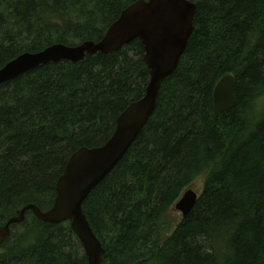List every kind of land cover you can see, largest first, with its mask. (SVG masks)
Segmentation results:
<instances>
[{
    "label": "trees",
    "instance_id": "obj_1",
    "mask_svg": "<svg viewBox=\"0 0 264 264\" xmlns=\"http://www.w3.org/2000/svg\"><path fill=\"white\" fill-rule=\"evenodd\" d=\"M136 0H0V69L52 45L99 42ZM193 30L153 114L83 204L102 264H264V0H188ZM138 41L80 63H49L0 86V226L49 210L70 157L102 146L149 82ZM235 80L233 109L213 91ZM203 177L192 211L169 214ZM0 264H87L69 223L26 213Z\"/></svg>",
    "mask_w": 264,
    "mask_h": 264
},
{
    "label": "water",
    "instance_id": "obj_2",
    "mask_svg": "<svg viewBox=\"0 0 264 264\" xmlns=\"http://www.w3.org/2000/svg\"><path fill=\"white\" fill-rule=\"evenodd\" d=\"M196 6L188 0H136L126 7L107 29L99 42L85 41L69 47L52 45L38 53H23L0 69V86L39 66L62 61L80 63L87 55L111 54L134 41L143 47V62L149 72L144 96L131 103L116 120L112 136L100 147L82 148L68 160L57 181L52 207L42 212L26 205L0 226V245L10 236L11 227L22 224L26 213L46 224L69 223L82 246L87 264H102L104 249L94 235L83 204L91 191L111 173L130 149L153 114L162 83L178 67L193 30ZM235 80L224 76L213 91L217 113L233 109ZM198 194L189 189L175 204V211L185 218L194 208Z\"/></svg>",
    "mask_w": 264,
    "mask_h": 264
},
{
    "label": "rangeland",
    "instance_id": "obj_3",
    "mask_svg": "<svg viewBox=\"0 0 264 264\" xmlns=\"http://www.w3.org/2000/svg\"><path fill=\"white\" fill-rule=\"evenodd\" d=\"M257 110L261 113H263L264 111V95L258 101ZM203 181H204L203 177L198 178L190 189L199 195L203 187ZM168 218L172 223L177 224L181 220V214L175 211V209H173L170 212Z\"/></svg>",
    "mask_w": 264,
    "mask_h": 264
},
{
    "label": "bare ground",
    "instance_id": "obj_4",
    "mask_svg": "<svg viewBox=\"0 0 264 264\" xmlns=\"http://www.w3.org/2000/svg\"><path fill=\"white\" fill-rule=\"evenodd\" d=\"M103 181V180H102ZM99 185V184H98Z\"/></svg>",
    "mask_w": 264,
    "mask_h": 264
}]
</instances>
